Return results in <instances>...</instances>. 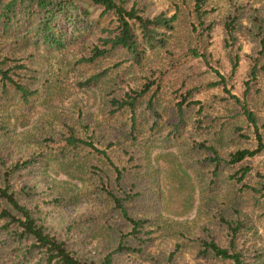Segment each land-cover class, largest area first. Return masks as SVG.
Returning a JSON list of instances; mask_svg holds the SVG:
<instances>
[{
	"label": "rangeland",
	"instance_id": "374dc122",
	"mask_svg": "<svg viewBox=\"0 0 264 264\" xmlns=\"http://www.w3.org/2000/svg\"><path fill=\"white\" fill-rule=\"evenodd\" d=\"M123 1L143 17L177 15L167 44L147 49L139 62L120 47L83 60L94 47L103 48L117 24L112 12L101 14L102 6L87 1L80 5L89 11V25L65 36L61 48L27 32L31 25L24 20L7 30L0 22V68L35 92L24 101L0 75V190L13 193L45 233L95 261L121 233L123 240L132 238L115 199H123L129 216L149 218L151 240L142 254L115 253L112 264H149L151 257L156 263L150 264H160L176 245L178 264H218L203 257L199 242L211 238L227 246L230 235L220 217L233 204L252 226L236 244L260 246L263 189L254 194L243 185H262L263 148L214 178L206 159L213 149L226 158L254 150L257 135L264 145V0H203L211 25L202 31L207 63L186 54L201 33L194 0ZM235 14L243 16L242 25L229 36L223 23ZM252 58H258L255 76ZM143 89L134 111L114 103ZM231 95L255 113L256 129ZM70 129L103 152L85 145L62 154L58 141ZM5 220L0 217V226ZM10 255L0 247V264H14Z\"/></svg>",
	"mask_w": 264,
	"mask_h": 264
},
{
	"label": "trees",
	"instance_id": "16d2710c",
	"mask_svg": "<svg viewBox=\"0 0 264 264\" xmlns=\"http://www.w3.org/2000/svg\"><path fill=\"white\" fill-rule=\"evenodd\" d=\"M85 1L93 5L102 6L103 10L101 14L112 12L116 17L117 24L116 31L102 39L103 48L94 47L92 55L88 59L83 60L92 61L106 54L109 50L120 47L126 50L131 59L139 62L147 49L164 47L175 27L173 23L177 17L175 13L169 17L163 14H158L152 18L143 17L137 13L134 7L126 9L123 6V0H0V22L3 29L7 30L14 22L17 24L21 20H24L31 25L27 32H33L36 38L48 46L61 48L64 45L65 36H74V33L80 30L78 27L80 25H82L83 30L89 25V11L86 7L80 5ZM203 3V0H194L193 10L195 19L201 28V33H195L192 47L189 46L187 48L186 54L200 57L207 63L205 47L202 43V31L208 30L211 25L205 23L207 12H204L202 9ZM242 19L243 16L241 14H235L229 20L225 19L223 26L229 32V36L232 35L231 29L236 24L237 26L238 24L242 25ZM70 24L73 27L71 30L68 29ZM192 29L195 30L196 27L193 26ZM260 43H263L262 50L264 52V15L263 38ZM252 59L251 72L255 76L258 71V58ZM231 62L234 69L236 62L233 59ZM0 75L3 78L4 84L8 83L11 85L24 101L28 100V97L35 93L34 90H31L24 83L13 79L9 75V71L0 68ZM145 92L146 90L143 89L131 96L127 95V98L120 102L114 103L117 104L118 108L126 106L130 111H134L138 98ZM231 97L241 104L243 115L256 129L258 119L255 113L248 109L246 101H240L234 95H231ZM257 137L259 143L256 149L236 150L233 153H229L228 158L220 156L213 149L212 155L206 159L213 167V178L218 174L220 169L240 163L246 157L253 156L262 148L264 150V145L262 146L260 140L261 136L257 135ZM58 143L60 144V152L62 154H65L66 150L74 151L85 145L92 146L98 153L103 152L93 147L92 143L77 137L71 129L66 137L62 138ZM117 175L120 177V172H117ZM260 184H262L260 188L253 186L246 187L245 185L243 187L250 189L254 194L261 192L263 189L264 196V174L263 183L260 182ZM0 196L6 202V207L0 209V217L7 219L0 226V236L3 235L0 238V247L8 249L14 264H112L115 253L126 249L132 253L142 254L144 248L147 246V242L151 240V237L148 235L151 231L146 230L145 225L149 218L140 215V213H137L133 217L129 216L126 207L122 203L123 199H115V204L120 209L121 215L131 223L129 225L131 228L129 233L132 238L128 239L126 237L123 240L125 235L121 233L117 240L112 241L113 248L111 251L106 252L98 261L77 256L63 242H59L45 233L41 224L36 222V218L31 215L26 206L18 203L13 193L8 192L7 189H1ZM128 199L130 201L129 197ZM12 210L18 216L21 215V217H13ZM225 210L228 211L227 214H225ZM237 210L236 205L233 204L223 209L221 213V224L226 226L228 235H230L227 246H221L211 238L210 240L202 238L199 242V250L203 254V257L213 259L218 264H264V240L260 246L256 244L245 245V240L241 241V245L236 244L244 232L252 229V226L247 224V220L243 219L245 214ZM14 223L15 226L10 227ZM94 232L95 230L92 229V234ZM97 232L100 233L101 231ZM177 250L178 245L167 256L161 257L160 262H158L160 264H178L174 258ZM165 257L166 260L162 262ZM154 259L155 257H151L147 261H149V264L154 263Z\"/></svg>",
	"mask_w": 264,
	"mask_h": 264
}]
</instances>
